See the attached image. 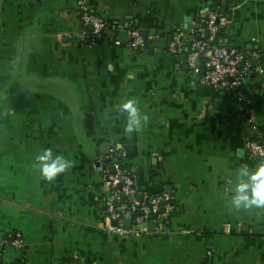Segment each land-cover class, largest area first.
<instances>
[{
	"label": "crops",
	"instance_id": "obj_1",
	"mask_svg": "<svg viewBox=\"0 0 264 264\" xmlns=\"http://www.w3.org/2000/svg\"><path fill=\"white\" fill-rule=\"evenodd\" d=\"M77 1L0 0V262L264 264V209L235 213L227 204L235 170L260 162L243 143L264 138V0H84L105 23L94 39ZM218 6L224 42L258 54L242 104L232 89L199 85L166 51L201 7ZM130 29L144 33L143 47L128 46ZM129 97L149 115L131 136L114 111ZM112 145L142 191L169 194L166 233L102 230L106 191L93 164ZM49 147L75 161L53 183L32 168ZM14 235L19 249L9 245Z\"/></svg>",
	"mask_w": 264,
	"mask_h": 264
},
{
	"label": "built area",
	"instance_id": "obj_2",
	"mask_svg": "<svg viewBox=\"0 0 264 264\" xmlns=\"http://www.w3.org/2000/svg\"><path fill=\"white\" fill-rule=\"evenodd\" d=\"M77 4L81 26L91 38L99 37L105 27L103 19L90 11L84 0H78ZM227 24L225 13L219 6L201 7L195 26L189 30H175L167 40L166 51L183 58L196 74L199 85L232 89L237 102L242 104L246 101L244 83L253 71L251 62L257 60L258 54L253 50H235L226 44L221 33ZM127 37L131 49L143 47L145 39L137 30L127 31ZM258 70L256 68V72ZM243 148L248 157L264 159V138L259 134L244 141ZM123 156L121 148L112 145L108 147L104 161L93 164V169L100 174L99 184L106 191V197L101 199L102 230L121 238L166 233L160 223H164L174 209L169 194L142 191L135 182V175L122 169L119 159ZM228 232L229 226L224 225L222 233ZM9 245L19 249V236L9 238Z\"/></svg>",
	"mask_w": 264,
	"mask_h": 264
},
{
	"label": "clouds",
	"instance_id": "obj_3",
	"mask_svg": "<svg viewBox=\"0 0 264 264\" xmlns=\"http://www.w3.org/2000/svg\"><path fill=\"white\" fill-rule=\"evenodd\" d=\"M114 111L117 117L124 116V132L128 136L149 122V115L142 111L136 97L117 103ZM74 166V160L66 158L62 153H54L51 147L41 150L32 164L33 170L48 183L55 182L58 176L69 172ZM231 183L234 184V190L230 189L231 195L227 201L229 211L241 213L264 209V159L254 168L246 164L240 165L235 170V179Z\"/></svg>",
	"mask_w": 264,
	"mask_h": 264
},
{
	"label": "water",
	"instance_id": "obj_4",
	"mask_svg": "<svg viewBox=\"0 0 264 264\" xmlns=\"http://www.w3.org/2000/svg\"><path fill=\"white\" fill-rule=\"evenodd\" d=\"M121 34V33H120ZM126 34V31H122V35H125ZM139 34L141 35V36H143L144 35V33L143 32H139ZM244 85L246 86L247 85V82H245L244 83ZM120 148V147H119ZM123 148V150H124V152H125V154L128 156V155H131V154H133V147L131 146V145H125L124 147H122Z\"/></svg>",
	"mask_w": 264,
	"mask_h": 264
}]
</instances>
